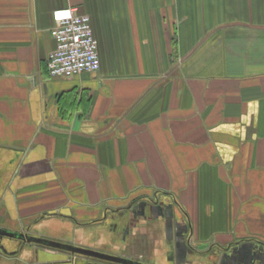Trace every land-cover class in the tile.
I'll return each mask as SVG.
<instances>
[{"label": "crops", "instance_id": "obj_1", "mask_svg": "<svg viewBox=\"0 0 264 264\" xmlns=\"http://www.w3.org/2000/svg\"><path fill=\"white\" fill-rule=\"evenodd\" d=\"M69 10L89 17L99 70L52 79ZM1 151L11 232L144 264H177L178 239L195 249L181 264L264 245V0H0ZM152 199L171 230L123 225ZM0 264L107 263L29 245Z\"/></svg>", "mask_w": 264, "mask_h": 264}, {"label": "water", "instance_id": "obj_2", "mask_svg": "<svg viewBox=\"0 0 264 264\" xmlns=\"http://www.w3.org/2000/svg\"><path fill=\"white\" fill-rule=\"evenodd\" d=\"M158 202V204H157ZM149 209H147V205L144 203L136 204L135 206L128 207L124 211L120 212L118 216L120 218H123V225H126V223L133 220H146V221H153L156 219H163L165 220V216L163 214L164 209L168 211V217L170 220H172L175 217V213L173 208L168 204H164L160 199L155 200V203L152 204V206L148 205ZM127 215V216H126ZM130 216V217H129ZM125 217L127 219H125ZM131 218V219H130ZM120 226V225H118ZM125 227V226H123ZM0 252L1 254H5L7 256H15L18 253V250H22L24 247L29 245H35L40 246L47 249H52L64 253H68L73 256H79L83 258H87L88 260L94 261V262H101V263H107V264H144L141 262H137L134 260L118 257L115 255H110L106 253H102L95 250H90L87 248H81L73 245L68 244H62L59 242L51 241V240H45L41 238H36L28 235H21L15 232H0ZM6 238L8 240H14L18 243V250L17 251H8L3 246H1V241ZM174 258L175 262L177 264H181L186 260V257L194 255L195 249H193V246L190 242H186L185 239H178L175 241L174 244ZM255 250H258V253L264 255V248L262 247L261 243H254V241H246L235 244L233 247L225 248L222 250L213 249V247H210V244L204 246L203 250L205 251V258L207 260L206 264H227L223 261V258L226 256H231L238 253H248L249 255H252ZM259 261V260H258ZM235 264V263H233ZM238 264H246V263H238Z\"/></svg>", "mask_w": 264, "mask_h": 264}, {"label": "built area", "instance_id": "obj_3", "mask_svg": "<svg viewBox=\"0 0 264 264\" xmlns=\"http://www.w3.org/2000/svg\"><path fill=\"white\" fill-rule=\"evenodd\" d=\"M50 36L55 48L46 62L49 78L70 79L83 73L98 72L97 42L88 16L72 10L57 14Z\"/></svg>", "mask_w": 264, "mask_h": 264}, {"label": "flooded vegetation", "instance_id": "obj_4", "mask_svg": "<svg viewBox=\"0 0 264 264\" xmlns=\"http://www.w3.org/2000/svg\"><path fill=\"white\" fill-rule=\"evenodd\" d=\"M155 200L156 199H152L150 201H144V202H141V203H144L147 205V209H149L150 206H152L153 203H155ZM158 204V202H157ZM133 205H129L128 207H131L132 208ZM135 206V205H134ZM127 207V208H128ZM149 207V208H148ZM163 211V214L165 216V220H167V225H166V228L168 227V229L171 230V227H172V224H171V220L169 219L168 217V211L166 209L162 210ZM169 220V221H168ZM175 228L172 230L176 233V237H182L183 235V232L186 231V228H181L179 226H174ZM4 231H7V232H11L9 231L7 228L3 227L0 225V232H4ZM15 233H18V234H21V235H27L23 232H15ZM1 236V235H0ZM254 243H259V242H255ZM262 247L264 248V245L261 244ZM2 252H0L1 254ZM1 255H5V254H1ZM7 257V255H5ZM259 260V261H258ZM223 261L226 262L227 264H238V263H246V264H264V255L262 254H259L258 253V250H255L254 249V252L252 255H249L248 253H238V254H234V255H231V256H226L225 258H223Z\"/></svg>", "mask_w": 264, "mask_h": 264}, {"label": "rangeland", "instance_id": "obj_5", "mask_svg": "<svg viewBox=\"0 0 264 264\" xmlns=\"http://www.w3.org/2000/svg\"><path fill=\"white\" fill-rule=\"evenodd\" d=\"M9 164H10V162L7 160L6 155L1 151L0 152V192H1L3 186L5 185V182L7 180V171L9 172ZM156 231H160V230H156ZM156 231H155V229H152V233H157ZM102 236H104V238H107L106 234H103ZM164 236L166 237V234ZM1 246H3L5 249H7L10 252L11 251H13V252L17 251L19 248L18 243L16 241L8 240L6 238H4L1 241ZM158 259L161 261V263L166 262V261H162V259H160V258H158ZM158 259H156V260H158Z\"/></svg>", "mask_w": 264, "mask_h": 264}, {"label": "trees", "instance_id": "obj_6", "mask_svg": "<svg viewBox=\"0 0 264 264\" xmlns=\"http://www.w3.org/2000/svg\"><path fill=\"white\" fill-rule=\"evenodd\" d=\"M157 195H158L157 197L160 198V199H161V198L164 199L165 197H166V198H169L168 194H162V193H159V194H157Z\"/></svg>", "mask_w": 264, "mask_h": 264}]
</instances>
